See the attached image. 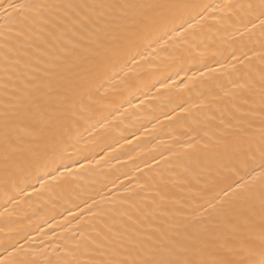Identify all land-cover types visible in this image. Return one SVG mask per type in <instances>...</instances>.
Returning <instances> with one entry per match:
<instances>
[{
    "label": "bare ground",
    "instance_id": "obj_1",
    "mask_svg": "<svg viewBox=\"0 0 264 264\" xmlns=\"http://www.w3.org/2000/svg\"><path fill=\"white\" fill-rule=\"evenodd\" d=\"M63 2L0 8V260L100 264L112 233L211 227L222 201L253 206L258 229L259 0H75L131 7L96 9L62 40L47 9L8 8ZM41 111L63 114L47 167L19 150L43 143L23 131Z\"/></svg>",
    "mask_w": 264,
    "mask_h": 264
},
{
    "label": "snow or ice",
    "instance_id": "obj_2",
    "mask_svg": "<svg viewBox=\"0 0 264 264\" xmlns=\"http://www.w3.org/2000/svg\"><path fill=\"white\" fill-rule=\"evenodd\" d=\"M3 7V0H0V8ZM26 7L47 9L50 13V22L55 29L49 33V36L53 40H62L75 35L79 29L83 28L92 19L90 13H95L96 9L131 6L87 4L78 3L75 0H65L63 3L51 5H8V8L21 10ZM227 7L232 8L235 5L229 4ZM241 7L244 6L241 5ZM246 7L248 10L258 13L256 19L259 21L260 27L264 29V0H259L258 3H248ZM57 32L60 35H57ZM68 42L71 43V40ZM132 60L135 61V56L132 57ZM259 86L264 93V71L260 73ZM4 87L7 86L4 85ZM8 107L14 106L9 105ZM36 107L39 109V105ZM86 107V105H82V108ZM3 115L7 119L9 113L6 111ZM62 115V113L48 114L42 111L38 115H30L36 126H26L23 131L27 136L43 138V143L36 146L27 145L19 150L28 152L35 164L47 167L57 163L56 146L62 143V137L59 134ZM41 124L49 126L47 133L44 128L40 127ZM37 148L40 151H37ZM60 166L66 173L71 171L67 165L61 164ZM258 167L259 171L253 169L254 174L251 176V181L258 182L261 191L264 192V135L261 136ZM56 171H59V168ZM244 187L243 184L237 185V189ZM235 195L243 196V192H237ZM221 205L222 218L211 227H194L191 231L185 229L183 232L175 233H166L160 228H155L154 233H143L135 227L122 232H114L109 240L112 258L102 261L100 264H264V199H262L259 208L258 229L255 223L257 212L253 206L247 205L243 201L228 205L222 201ZM129 219L131 220V217ZM135 223L133 221V224ZM257 253L259 259L255 258ZM237 254L241 258H231ZM0 264H5V261L0 260Z\"/></svg>",
    "mask_w": 264,
    "mask_h": 264
}]
</instances>
